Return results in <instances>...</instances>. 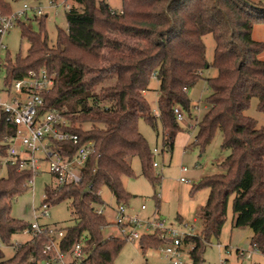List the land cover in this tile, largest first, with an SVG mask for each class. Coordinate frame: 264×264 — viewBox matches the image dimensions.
Returning <instances> with one entry per match:
<instances>
[{
  "label": "trees",
  "instance_id": "1",
  "mask_svg": "<svg viewBox=\"0 0 264 264\" xmlns=\"http://www.w3.org/2000/svg\"><path fill=\"white\" fill-rule=\"evenodd\" d=\"M68 4L67 27L58 28L54 46L48 42L45 14L36 18L38 30L18 22L20 35L30 46L25 55L7 53L3 81L11 87L30 72L45 69L54 84L43 93L41 111L61 112L80 144L92 141L94 150L79 184L45 187L42 204L51 207L68 201L74 223L18 243L7 258L2 246L30 225L12 216V208L15 198L31 187L33 174L19 165H3L9 147L5 137L14 135L16 128L0 119V172L6 170L0 177V264H41L45 244L59 231L64 232L60 246L66 253L84 242V264L114 263L127 239L105 236L110 223L96 211L105 203L102 190H110L117 204L128 203L131 193L123 178L134 176L133 156L141 159L143 174L153 187L160 185L161 176L154 172L156 153L138 122L143 118L158 132L159 119L163 147L174 150L177 135L187 131L175 107L196 117L189 92L210 66L203 40L207 33L215 40L211 65L217 75L206 78L211 89L205 99L208 107L189 146L203 154L221 131V146L229 154L220 164L223 172L192 185V193L208 188L209 195L198 209L201 232L187 235L184 243L194 246L192 264H205L206 248L220 237L232 202L233 226L251 229V245L264 252V126L246 114L253 98L264 113V60L259 58L264 41L253 38L254 26L264 25V0H122L120 8L106 0H69ZM0 12L10 14L11 5L0 0ZM153 78L158 81V116L146 97ZM107 80L114 83L98 87ZM59 144L70 153L78 147ZM139 243L146 251L159 248L164 240L147 234Z\"/></svg>",
  "mask_w": 264,
  "mask_h": 264
},
{
  "label": "rangeland",
  "instance_id": "2",
  "mask_svg": "<svg viewBox=\"0 0 264 264\" xmlns=\"http://www.w3.org/2000/svg\"><path fill=\"white\" fill-rule=\"evenodd\" d=\"M11 5L12 12H17L23 8L24 4L35 8H42L44 11L45 25L48 33V42L51 46L56 44L58 28L66 29L67 20L65 11L69 0H55L56 6H51V0H5ZM113 8H120L122 0H106ZM66 4V6H65ZM38 14L29 9L27 15L22 17L21 21H25L27 25L38 30L39 23L36 20ZM253 38L255 40L264 41V25L256 24L253 29ZM206 45V58L210 66L206 68L202 75L203 78L189 92L193 102L199 103L201 109L198 111V117H188L183 122L187 131L180 132L177 135L175 148L169 151L163 147L162 126L158 119V132L145 119L140 118L138 128L147 139L152 150H159L154 156V161L158 166L154 168L155 174H160V185L153 187L149 179L143 174V166L138 156L131 158V166L134 176L124 177L123 182L125 188L131 193V198L126 204V211L130 215H138L142 221L154 219L157 215L164 219L166 225L181 231H187L188 227H192L193 235L201 232L203 224L198 218V209L204 205L208 199L209 189L201 188L195 193L191 192L192 185L197 183L205 176L220 173L224 168L220 164L229 154V149L222 148V133L218 131L212 143L207 147L206 151L201 154L196 147H190L189 144L194 141L198 132V123L204 116L207 108L205 99L210 94L211 89L206 83V78L217 75V69L211 64L214 59L215 40L211 33L203 36ZM1 42L6 48L0 47V76H4V68L2 67L7 53L14 57L18 52L26 54L30 46L26 39L20 35V27L18 24L5 32L1 37ZM264 60V51L259 55ZM114 80H107L100 84H112ZM159 96L158 81L153 78L150 82V89L147 91L146 97L151 105L153 113L158 116L157 99ZM208 107V106H207ZM246 114L252 116L258 121L260 126H264V113L257 108V99L253 98L250 108ZM190 139V143L187 140ZM189 143V144H188ZM187 168L186 171H182ZM6 174L5 168L0 172V177ZM184 177L187 181H182ZM53 179L44 170L34 177V185L27 192L15 198L12 216L34 221L35 214H41V204L45 197L46 185L52 184ZM102 198L104 199V215L109 221V225L104 229L105 236H121L114 222L116 219L115 208L117 201L113 194L107 188L102 190ZM159 200V206L157 205ZM142 205L145 209H141ZM233 210L232 202L229 203L226 222L223 226L222 233L218 239H213L211 244L206 248L204 257L205 264H264V255L252 249L250 240L247 238L249 228H236L233 226ZM180 218L182 220H180ZM75 217L69 206V202H61L49 208V217H39L38 222L42 226H50L52 228H62L74 223ZM140 232H143L139 228ZM31 239L30 234L18 233L11 240V244L3 245L2 249L5 256L11 257L14 254V247L20 243ZM226 248L231 252L227 253ZM239 249L241 253L248 255V259L241 257L237 253ZM184 264H192L191 256L188 252L182 255ZM113 264H166V260L162 258V254L158 249L148 248L143 251L140 247L139 240H127L123 249L116 257Z\"/></svg>",
  "mask_w": 264,
  "mask_h": 264
},
{
  "label": "built area",
  "instance_id": "3",
  "mask_svg": "<svg viewBox=\"0 0 264 264\" xmlns=\"http://www.w3.org/2000/svg\"><path fill=\"white\" fill-rule=\"evenodd\" d=\"M51 6H56L55 0L50 1ZM66 6V4H65ZM69 4H67V8ZM31 9L38 16L44 14L42 8L23 5L17 12L8 15L0 12V34L2 35L21 21ZM0 47L6 46L0 41ZM4 77V76H3ZM0 76V119L4 118L7 123L14 124V135L6 136L9 143L8 154L2 161L3 165H19V169H29L33 178L29 181L34 185V177L44 168L50 173L54 188L79 184L82 181V170L93 152V142L87 141L80 144L77 133L69 130L70 121L58 110L41 111L44 104L43 93L51 90L54 84L53 77L45 70L32 71L27 76L16 80L12 86L4 84ZM194 109H198L194 105ZM179 121L186 119V114L179 106L174 109ZM60 142H71L78 145L74 152L70 153L60 146ZM158 153L157 148L154 149ZM154 166H158L154 162ZM183 168L182 171H186ZM182 181H187L181 177ZM115 226L122 237L127 240H139L142 235L156 234L164 240L158 249L166 264H184L182 255L193 249V244H185L184 238L193 235L192 227L187 231H181L166 225L164 219L158 215L154 219L142 221L138 215H130L126 211L125 204H117ZM49 205L41 204V214H35V220L30 222L22 233L34 237L47 230H53L50 226H42L38 222L39 217H49ZM141 209H145L142 205ZM105 207L99 206L97 213L104 214ZM139 228L143 232L139 231ZM64 236L63 231L56 233L55 237L44 246L43 252L46 257L40 260L41 264H84V242H78L70 253L61 249L60 241ZM228 254L230 250L226 248ZM239 253V249H237ZM241 253V251H240Z\"/></svg>",
  "mask_w": 264,
  "mask_h": 264
},
{
  "label": "crops",
  "instance_id": "4",
  "mask_svg": "<svg viewBox=\"0 0 264 264\" xmlns=\"http://www.w3.org/2000/svg\"><path fill=\"white\" fill-rule=\"evenodd\" d=\"M147 94V93H146ZM194 103V105H196L197 107H198V109H195V113H196V118L198 117V111L201 109V106L199 105V103H195V102H193ZM202 108H204V109H206L207 108V105L205 104V105H203V107ZM187 140H188V142L190 141V139H188V137H187V139L185 140V144H187ZM190 143V142H189ZM188 143V144H189ZM192 143V142H191ZM190 143V144H191ZM189 144V145H190ZM180 220H182L181 218H180ZM247 238H249V240H250V244H251V239H252V236H253V231L250 229V231L247 233ZM30 240V239H29ZM251 247H252V249H254V250H256L257 252H260V253H262L263 255H264V252H262V251H259V250H257V249H255L252 245H251ZM238 253V252H237ZM239 254V253H238ZM241 257H246L247 259H248V255H246V251H245V253H240L239 254Z\"/></svg>",
  "mask_w": 264,
  "mask_h": 264
}]
</instances>
